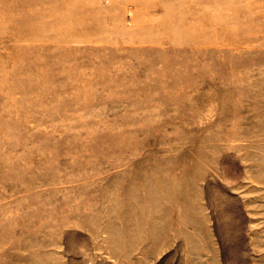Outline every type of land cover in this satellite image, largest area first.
I'll return each instance as SVG.
<instances>
[{
    "label": "rangeland",
    "instance_id": "1",
    "mask_svg": "<svg viewBox=\"0 0 264 264\" xmlns=\"http://www.w3.org/2000/svg\"><path fill=\"white\" fill-rule=\"evenodd\" d=\"M0 264H264V0H0Z\"/></svg>",
    "mask_w": 264,
    "mask_h": 264
}]
</instances>
